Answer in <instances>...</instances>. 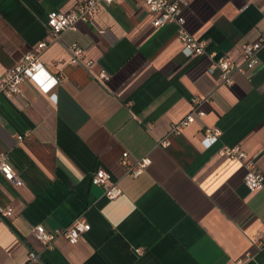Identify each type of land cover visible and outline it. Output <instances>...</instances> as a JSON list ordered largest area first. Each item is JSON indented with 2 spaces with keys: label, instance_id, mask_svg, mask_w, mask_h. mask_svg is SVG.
<instances>
[{
  "label": "crops",
  "instance_id": "0c3cea01",
  "mask_svg": "<svg viewBox=\"0 0 264 264\" xmlns=\"http://www.w3.org/2000/svg\"><path fill=\"white\" fill-rule=\"evenodd\" d=\"M75 1L0 0V77L47 42L43 69L0 97V154L18 174L0 173V203L12 207L0 216V264H21L31 249L40 264H264V187L248 188L242 160L220 154L238 144L264 174V46L251 78L219 84L210 57H185L176 24L154 26L144 0L100 3L93 21L54 36L48 12ZM184 15L208 52L233 61L264 34V0H189ZM71 42L83 48L77 62ZM194 96L204 115L170 132ZM206 126L221 129L210 146ZM143 157L150 163L128 175L122 159ZM98 167L119 188L114 198L93 182ZM80 214L90 228L73 243L59 235L46 247L31 231Z\"/></svg>",
  "mask_w": 264,
  "mask_h": 264
},
{
  "label": "built area",
  "instance_id": "2783aa9c",
  "mask_svg": "<svg viewBox=\"0 0 264 264\" xmlns=\"http://www.w3.org/2000/svg\"><path fill=\"white\" fill-rule=\"evenodd\" d=\"M112 0H76L68 10L52 9L48 12L46 26L54 36L66 28L74 27L78 20H91L92 14L96 11L100 3H109ZM189 0H144L148 12L151 15V22L156 27H162L170 23L177 26V36L182 42V52L185 57L190 58L199 55H208L210 63L208 72H216L219 84H230L234 74H244L251 78L254 70L261 65L259 56L260 49L264 46V34L251 41H243L240 44L241 58L238 61L230 60L225 54L212 51L208 52L206 40L195 37L185 29L184 8ZM93 21V20H91ZM47 42L42 40L36 44V48L26 52L18 61L7 67L0 77V97H10L20 91V83L24 79L33 78L44 65L39 58V51L46 46ZM71 62H77L84 57L83 48L77 42H71ZM103 80L109 78L104 71L98 74ZM50 83L42 89L48 91L56 83V77H50ZM201 98L194 96L191 99L190 110L175 121L170 128V132H179L182 127L191 123L196 118L201 119L205 111L200 107ZM221 135V129L217 126H206L203 131L202 143L210 146L216 142ZM22 135H18L21 138ZM161 143L168 144L166 138L161 139ZM221 155L229 158L242 160L245 166L243 183L250 189L264 187V174L255 165V156L248 155L238 144L224 146L220 150ZM122 161L126 164V173L130 176L139 175L144 167L150 163V158L143 157L134 163H127L125 158ZM0 173L9 180H16L18 177L16 169L8 162L6 157L0 154ZM92 180L96 184L104 186V194L109 198H114L120 192L119 188L111 180L110 172L98 167L92 173ZM12 214V207L0 203V216L8 217ZM90 228L89 222L84 215L76 216L69 224L53 231H47L42 224H34L31 228L33 235L46 247H52L54 239L62 235L69 242H75L78 237ZM40 252L34 249L28 251L26 260L21 264H40Z\"/></svg>",
  "mask_w": 264,
  "mask_h": 264
}]
</instances>
